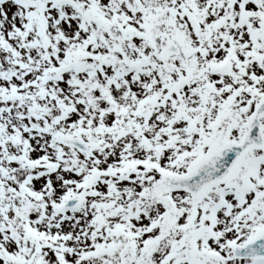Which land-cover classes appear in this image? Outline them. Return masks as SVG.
<instances>
[{"label":"snow or ice","instance_id":"6c2138e0","mask_svg":"<svg viewBox=\"0 0 264 264\" xmlns=\"http://www.w3.org/2000/svg\"><path fill=\"white\" fill-rule=\"evenodd\" d=\"M0 264H264V0H0Z\"/></svg>","mask_w":264,"mask_h":264}]
</instances>
